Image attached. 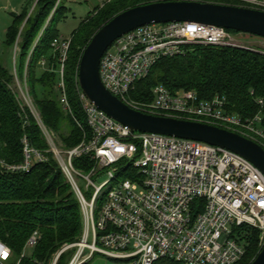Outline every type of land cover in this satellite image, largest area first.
I'll return each instance as SVG.
<instances>
[{
	"label": "built area",
	"instance_id": "1",
	"mask_svg": "<svg viewBox=\"0 0 264 264\" xmlns=\"http://www.w3.org/2000/svg\"><path fill=\"white\" fill-rule=\"evenodd\" d=\"M234 34L198 23L138 28L107 50L101 60V80L108 91L137 111L218 126L264 148L262 116L242 118L228 113L225 97L204 101L194 91L172 93L164 85L153 89L152 102L131 97L160 60L185 57L196 46L264 54V49L252 48ZM53 47L60 52L61 105L72 114L64 82L70 39L61 37ZM41 66H46L45 60ZM17 72L15 56L13 74L24 104L37 119L83 215L80 242L64 246L52 264L69 251L74 253L68 264H87L97 254L118 264H156L163 259L176 264H238L247 253L249 230L259 232L264 247V174L251 162L206 143L132 132L88 99L79 85V72L77 96L88 131L79 145L65 149L43 125L33 104L27 67L24 82ZM23 145L24 162L10 169L28 173L36 162L47 159L27 138ZM83 156L94 162L89 172L73 164ZM104 174L109 179L98 186L96 179ZM121 176L125 179L119 181ZM40 238L35 232L26 248H35ZM22 258L15 262L12 250L0 241V264H20Z\"/></svg>",
	"mask_w": 264,
	"mask_h": 264
},
{
	"label": "trees",
	"instance_id": "2",
	"mask_svg": "<svg viewBox=\"0 0 264 264\" xmlns=\"http://www.w3.org/2000/svg\"><path fill=\"white\" fill-rule=\"evenodd\" d=\"M68 1L28 0L25 10L13 16L4 43L7 47L18 46V79L24 82L27 67L26 82L33 104L43 125L65 149L79 145L88 131L77 96V75L83 52L97 31L113 17L139 5L167 1L246 7L237 0H101L103 7L98 6L70 38L64 72L72 109L69 114L61 105L60 52L53 47L54 41L62 37L58 24L66 19ZM43 60L45 67L41 66ZM15 84L13 70L5 67L0 58V241L12 250L17 262L29 238L38 232L41 238L34 248V257H24L20 264H51L64 246L80 242L83 215L79 200L50 152L37 119L27 105L19 102ZM159 85L172 93L194 91L204 101L225 97L228 113L242 118L261 115L264 129V54L260 52L193 47L185 57L160 60L149 76L136 85L131 97L152 102L153 89ZM24 138L47 159L36 162L28 173L10 169L25 160ZM73 164L85 172L94 167L88 156L74 160ZM249 233L246 256L238 264H251L263 249L259 232L249 230ZM73 253H63L57 264H68ZM156 264L176 263L163 259Z\"/></svg>",
	"mask_w": 264,
	"mask_h": 264
},
{
	"label": "water",
	"instance_id": "3",
	"mask_svg": "<svg viewBox=\"0 0 264 264\" xmlns=\"http://www.w3.org/2000/svg\"><path fill=\"white\" fill-rule=\"evenodd\" d=\"M198 23L264 39V11L198 1H167L127 9L106 23L85 48L79 65V85L88 99L132 132L192 140L230 150L264 174V148L233 131L203 122L146 114L114 96L100 76L107 50L126 34L145 26ZM251 264H264V247Z\"/></svg>",
	"mask_w": 264,
	"mask_h": 264
},
{
	"label": "rangeland",
	"instance_id": "4",
	"mask_svg": "<svg viewBox=\"0 0 264 264\" xmlns=\"http://www.w3.org/2000/svg\"><path fill=\"white\" fill-rule=\"evenodd\" d=\"M238 1V0H237ZM257 3H250V2H241L238 1L239 4H242L249 8H255L264 10V0H256ZM28 0H0V44L4 45L0 50V58L2 63L8 69L14 68L15 63V56L16 62L18 61L19 52L15 55V48L5 46V42L7 41V32L12 23L13 16L21 14L26 6ZM68 8V13L66 15V19L62 20L58 24L59 34L64 39H70L72 34L79 29L80 25L84 20H86L90 14L98 7H103V2L101 0H69L66 3ZM236 38L247 42V44L255 49H264V39L243 34V33H235ZM42 73V70H39V74ZM15 91L18 93V100L19 102L24 103L23 95L17 83L14 85ZM24 90V85L22 86ZM56 92L59 93V89H56ZM262 126V125H261ZM108 176L106 174L100 176L96 179V184L98 186L104 184L108 181ZM125 177L121 176L119 181L124 180ZM35 249L31 247H27L24 249L22 255L27 259H32L34 257ZM56 256V255H55ZM55 259V257H54ZM54 259L51 261L53 263ZM87 264H118L116 261L106 258L100 254L95 255V257L90 260Z\"/></svg>",
	"mask_w": 264,
	"mask_h": 264
},
{
	"label": "crops",
	"instance_id": "5",
	"mask_svg": "<svg viewBox=\"0 0 264 264\" xmlns=\"http://www.w3.org/2000/svg\"><path fill=\"white\" fill-rule=\"evenodd\" d=\"M0 50H1V44H0Z\"/></svg>",
	"mask_w": 264,
	"mask_h": 264
}]
</instances>
